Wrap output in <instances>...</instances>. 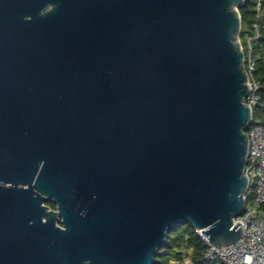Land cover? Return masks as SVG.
Listing matches in <instances>:
<instances>
[{"label":"water","instance_id":"water-1","mask_svg":"<svg viewBox=\"0 0 264 264\" xmlns=\"http://www.w3.org/2000/svg\"><path fill=\"white\" fill-rule=\"evenodd\" d=\"M244 2L0 0V264H154L185 224L239 241Z\"/></svg>","mask_w":264,"mask_h":264},{"label":"built area","instance_id":"built-area-1","mask_svg":"<svg viewBox=\"0 0 264 264\" xmlns=\"http://www.w3.org/2000/svg\"><path fill=\"white\" fill-rule=\"evenodd\" d=\"M262 0L258 2L261 8ZM261 29L255 26V34L247 38V55L245 67L249 77L250 92L246 97V104L252 109L257 106L259 82L254 77L256 62L254 44L259 41ZM264 57V49L261 51ZM249 150L246 173L249 178L250 189L246 194V208L242 216L234 223L243 226V234L233 245L217 248L211 245L201 231H196L207 245L206 261H220L222 264H264V124H254L247 131ZM191 264L186 261V264Z\"/></svg>","mask_w":264,"mask_h":264},{"label":"trees","instance_id":"trees-1","mask_svg":"<svg viewBox=\"0 0 264 264\" xmlns=\"http://www.w3.org/2000/svg\"><path fill=\"white\" fill-rule=\"evenodd\" d=\"M259 0H245L239 12L242 19L241 44L245 56L247 55V38L255 34V26L261 29L259 41L254 44L256 69L254 77L259 82L258 102L253 112L254 124H264V0L258 8ZM208 248L199 237L196 230L190 225H179L170 232L167 243L163 245L155 257L154 264H222L220 261H206L205 254Z\"/></svg>","mask_w":264,"mask_h":264},{"label":"flooded vegetation","instance_id":"flooded-vegetation-1","mask_svg":"<svg viewBox=\"0 0 264 264\" xmlns=\"http://www.w3.org/2000/svg\"><path fill=\"white\" fill-rule=\"evenodd\" d=\"M45 206H47L50 210H56V206L52 202L45 203Z\"/></svg>","mask_w":264,"mask_h":264},{"label":"rangeland","instance_id":"rangeland-1","mask_svg":"<svg viewBox=\"0 0 264 264\" xmlns=\"http://www.w3.org/2000/svg\"><path fill=\"white\" fill-rule=\"evenodd\" d=\"M188 264V263H187Z\"/></svg>","mask_w":264,"mask_h":264}]
</instances>
